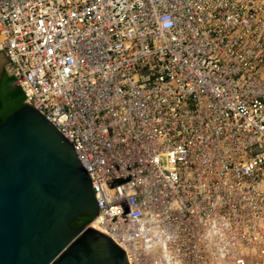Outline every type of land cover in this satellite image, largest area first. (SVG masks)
<instances>
[{
  "label": "built area",
  "instance_id": "1",
  "mask_svg": "<svg viewBox=\"0 0 264 264\" xmlns=\"http://www.w3.org/2000/svg\"><path fill=\"white\" fill-rule=\"evenodd\" d=\"M1 50L128 264H264V0H0Z\"/></svg>",
  "mask_w": 264,
  "mask_h": 264
},
{
  "label": "water",
  "instance_id": "2",
  "mask_svg": "<svg viewBox=\"0 0 264 264\" xmlns=\"http://www.w3.org/2000/svg\"><path fill=\"white\" fill-rule=\"evenodd\" d=\"M8 60L1 50L0 69ZM97 212L87 171L38 110L25 103L0 120V264H128L108 236L69 228Z\"/></svg>",
  "mask_w": 264,
  "mask_h": 264
},
{
  "label": "trees",
  "instance_id": "3",
  "mask_svg": "<svg viewBox=\"0 0 264 264\" xmlns=\"http://www.w3.org/2000/svg\"><path fill=\"white\" fill-rule=\"evenodd\" d=\"M23 104L24 94L22 90L13 84L12 76L8 75L3 69V77L0 81V120L6 118ZM92 216V214H88L84 221L88 222Z\"/></svg>",
  "mask_w": 264,
  "mask_h": 264
},
{
  "label": "flooded vegetation",
  "instance_id": "4",
  "mask_svg": "<svg viewBox=\"0 0 264 264\" xmlns=\"http://www.w3.org/2000/svg\"><path fill=\"white\" fill-rule=\"evenodd\" d=\"M3 69H4V67L2 66L0 69V81L2 80V77H3ZM87 215H88V213L76 216L73 220H71L69 222V224H68L69 228L73 229V230L85 228L88 222H85L84 218Z\"/></svg>",
  "mask_w": 264,
  "mask_h": 264
}]
</instances>
